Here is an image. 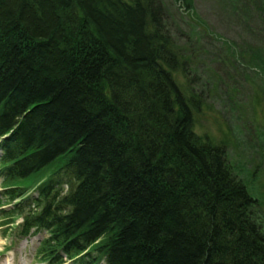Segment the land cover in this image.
<instances>
[{"label": "trees", "instance_id": "obj_1", "mask_svg": "<svg viewBox=\"0 0 264 264\" xmlns=\"http://www.w3.org/2000/svg\"><path fill=\"white\" fill-rule=\"evenodd\" d=\"M164 8L0 0V134L27 118L9 148L34 151L23 169L73 153L79 186L56 240L106 235L109 264H264V226L247 214L258 202L224 144L196 131L216 78L194 83L201 50L166 30Z\"/></svg>", "mask_w": 264, "mask_h": 264}, {"label": "rangeland", "instance_id": "obj_2", "mask_svg": "<svg viewBox=\"0 0 264 264\" xmlns=\"http://www.w3.org/2000/svg\"><path fill=\"white\" fill-rule=\"evenodd\" d=\"M157 1L175 17L167 18L166 30L175 32L180 26L186 36H178L179 41H186L189 35L197 42L191 48L201 50L189 67L191 75L198 73L192 79L194 83L206 86L201 75L216 78L213 89L209 88L206 99L201 100L202 107L212 110V116H203L204 108H200V114L194 111L198 134L208 133L224 144L237 181L241 180L258 202L247 214L251 218L264 214V0ZM193 16L196 20L191 23ZM202 23L204 30L198 29ZM177 31L174 35H178ZM229 43L235 48L230 53L233 60L227 63L220 59V53L225 45L232 47ZM237 47L244 51L239 53ZM239 54L249 58L247 64ZM218 122L229 133L227 140Z\"/></svg>", "mask_w": 264, "mask_h": 264}, {"label": "bare ground", "instance_id": "obj_3", "mask_svg": "<svg viewBox=\"0 0 264 264\" xmlns=\"http://www.w3.org/2000/svg\"><path fill=\"white\" fill-rule=\"evenodd\" d=\"M28 111V110H27ZM26 117L23 119V124L26 123ZM24 128V127H23ZM20 148V146H18ZM34 151H31L28 148H24L21 150V152L17 155L14 156L12 159V162L18 166V169H20L21 172H24L26 176L32 175L35 173L37 170H34L35 167L30 168V169H23L22 163L20 162V159L26 156H31ZM35 154H37V150H35ZM76 166L74 164V155L73 153L70 152V156L62 154L59 156L54 157L53 159L50 160L49 163H46L42 166H40L41 169H54V168H61L65 171H70L74 169ZM73 175H77L75 171L71 172Z\"/></svg>", "mask_w": 264, "mask_h": 264}]
</instances>
